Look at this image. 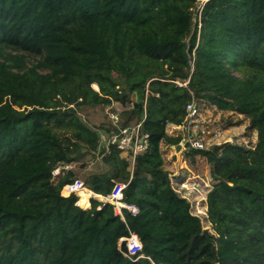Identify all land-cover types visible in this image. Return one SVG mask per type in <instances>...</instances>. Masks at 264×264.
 <instances>
[{"label":"trees","instance_id":"16d2710c","mask_svg":"<svg viewBox=\"0 0 264 264\" xmlns=\"http://www.w3.org/2000/svg\"><path fill=\"white\" fill-rule=\"evenodd\" d=\"M198 1L0 0V264H264V0H206L200 13ZM191 98L239 118L221 119L224 130L247 121L246 143L182 151L210 167L209 228L172 187L160 149L181 142L167 128L183 124ZM114 103L128 106L121 127L145 114L149 147L132 168L99 149L108 119H82ZM96 154L106 169L83 182L96 194L127 183L135 219L60 195L78 177L53 181L52 170L84 169ZM128 229L143 246L136 261L121 253Z\"/></svg>","mask_w":264,"mask_h":264},{"label":"built area","instance_id":"2783aa9c","mask_svg":"<svg viewBox=\"0 0 264 264\" xmlns=\"http://www.w3.org/2000/svg\"><path fill=\"white\" fill-rule=\"evenodd\" d=\"M199 0L197 2L196 10L201 11L202 6L204 5L205 1ZM200 4L198 5V3ZM200 16V14H199ZM198 16V18H199ZM178 87L186 88L189 83V78L184 81L175 80L172 81ZM200 108L195 103V101L191 98L185 104V117L183 124L177 126L176 128L179 129L181 132V146L188 147L195 150H206L211 147L213 144H208L205 141V135H208L209 132L206 130L204 131L203 128H200L198 116H200ZM107 118L110 122V126L113 130L108 133L106 131H99V149H104L108 151L109 148L113 147L117 151H119L124 157L128 159L130 162L131 168L135 163L136 157L145 153L149 147V137L148 134L143 132L142 123L145 119V114L143 113L139 121L125 125L123 127L120 126V117L117 112L107 111ZM220 129L215 131L217 136H214V139H219L220 136ZM209 137V136H207ZM207 143V144H206ZM220 143H232L228 138L223 139ZM217 143V144H220ZM73 165H63L60 167H56L52 170V180L56 181L57 178L62 175L65 171H70L73 169ZM187 181V179H186ZM183 181L180 186L185 191L195 190L197 191V187L195 184H191L189 188L188 181ZM127 183H114L112 186L109 187L107 192L103 194H96L91 189L87 187V185L79 180L75 179L72 182L65 183L60 191V195L62 197H69L74 196L76 201L74 205L83 211H87L91 209L93 201L98 203L96 209L100 210L104 205L109 204L112 205L115 215L119 216L121 220L124 221L123 211L126 210L129 212L131 217L135 219L139 213V209L131 204H128L124 200V191L127 188ZM66 193L65 195L63 194ZM198 192V191H197ZM82 195L87 196L88 206L83 207L80 204V200ZM100 196L102 197L101 200L95 199V197ZM183 198H186L182 196ZM187 199V198H186ZM188 200V199H187ZM190 202V201H189ZM191 204V203H190ZM202 211L203 217H207L206 215V208H203ZM199 211V210H198ZM197 215V214H193ZM198 216V215H197ZM202 219V218H200ZM124 243L125 250L121 251L122 255L131 260L136 261L140 258H143L141 254L142 251V243L140 242L136 233L130 231L128 229V236L121 238L119 244Z\"/></svg>","mask_w":264,"mask_h":264},{"label":"rangeland","instance_id":"374dc122","mask_svg":"<svg viewBox=\"0 0 264 264\" xmlns=\"http://www.w3.org/2000/svg\"><path fill=\"white\" fill-rule=\"evenodd\" d=\"M200 2L198 3V5L200 4ZM91 87L92 89L97 90L94 88L93 85ZM131 101L132 102L137 101V95L135 93L131 95ZM127 107H123L118 103H114L112 107H110L111 110L109 111L119 113L125 110ZM82 114H83L82 119L89 126L102 123L105 119H108L106 118L107 117L106 109L103 110L97 108L95 110H92L90 108H87L82 112ZM229 115L230 114L228 113H224L223 115H221V112H214L213 110L205 109L200 113V116L197 117V119H199V124H200L199 127L203 128L204 131L207 130L209 132L208 135L204 136L206 137L205 141L208 144L212 143L213 145H215L217 143H220L225 138H228L232 142H237L235 140L236 137H241L239 138L240 142L238 140L239 143L247 142L248 136H246V138L245 137L242 138V135L245 133V127L247 125V121L244 120L242 123H240L238 127L230 128L229 130H224L222 128V125L220 124L221 119L224 122L226 121ZM228 119L231 121H235L238 120L239 118L233 115L231 118L229 117ZM217 129H220L221 131L220 134L218 135L220 137L219 139H214V136H217L215 134V131ZM167 131L170 134H174V133L176 134V132L181 134V132H179L180 130L174 126H169L167 128ZM249 138L251 139V141L254 142L256 140V133H252L249 136ZM160 149L164 160L163 167L165 170H167L170 173L169 178L172 187L178 193L179 196H184L188 199V201H190L192 205L191 207L193 208L192 214H197L200 218H202L201 223L205 226V228H209V226H206L205 223L206 217H203L202 215V211H204V209L200 204L201 200L203 201L205 200V188L211 186V180L209 176L210 167L206 162V159L199 155H196L193 158L185 156V154L182 152L184 150L183 146L178 153H176L175 149L172 148V146L167 145L165 143L161 144ZM174 155L176 157L175 160H173ZM100 159L101 157L96 154L95 157H91L89 162L87 161L86 168L79 169L77 168L76 165V167L73 168V171L75 175L78 177V179L83 181V179L90 174L102 173L104 169H106V167L105 165H103ZM184 171L187 172L185 173ZM182 177H186L184 181H186L187 179V181L189 182L187 183L189 185V188L191 187V184H195L197 187L196 190L198 192L195 190L185 191L184 189L181 188L180 185L178 187L176 185V182Z\"/></svg>","mask_w":264,"mask_h":264},{"label":"water","instance_id":"95a60500","mask_svg":"<svg viewBox=\"0 0 264 264\" xmlns=\"http://www.w3.org/2000/svg\"><path fill=\"white\" fill-rule=\"evenodd\" d=\"M172 148H174L175 149V151H176V153H178L180 150H181V148H182V146H181V144H178V145H176V146H172ZM175 155L173 156V160H175Z\"/></svg>","mask_w":264,"mask_h":264},{"label":"clouds","instance_id":"9594fccd","mask_svg":"<svg viewBox=\"0 0 264 264\" xmlns=\"http://www.w3.org/2000/svg\"><path fill=\"white\" fill-rule=\"evenodd\" d=\"M96 91H98V88H97V90ZM180 144V143H179Z\"/></svg>","mask_w":264,"mask_h":264},{"label":"crops","instance_id":"0c3cea01","mask_svg":"<svg viewBox=\"0 0 264 264\" xmlns=\"http://www.w3.org/2000/svg\"><path fill=\"white\" fill-rule=\"evenodd\" d=\"M188 98V96H186Z\"/></svg>","mask_w":264,"mask_h":264}]
</instances>
